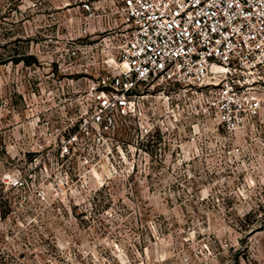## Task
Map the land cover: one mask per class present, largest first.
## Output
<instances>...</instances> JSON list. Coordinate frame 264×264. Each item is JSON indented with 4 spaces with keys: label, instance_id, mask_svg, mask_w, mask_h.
<instances>
[{
    "label": "rangeland",
    "instance_id": "374dc122",
    "mask_svg": "<svg viewBox=\"0 0 264 264\" xmlns=\"http://www.w3.org/2000/svg\"><path fill=\"white\" fill-rule=\"evenodd\" d=\"M76 2L0 0V183L79 116L84 80L55 60ZM196 131L173 152L149 141L127 182L48 183L29 209L32 264H264V108L254 125Z\"/></svg>",
    "mask_w": 264,
    "mask_h": 264
},
{
    "label": "built area",
    "instance_id": "2783aa9c",
    "mask_svg": "<svg viewBox=\"0 0 264 264\" xmlns=\"http://www.w3.org/2000/svg\"><path fill=\"white\" fill-rule=\"evenodd\" d=\"M76 5L55 60L84 80L79 116L53 143L24 152L0 183V264H32L29 209L48 200V183L127 182L139 155L152 156L149 141L163 144L157 151L172 141L173 152L176 141L200 139L199 124L233 132L264 108V0Z\"/></svg>",
    "mask_w": 264,
    "mask_h": 264
},
{
    "label": "trees",
    "instance_id": "16d2710c",
    "mask_svg": "<svg viewBox=\"0 0 264 264\" xmlns=\"http://www.w3.org/2000/svg\"><path fill=\"white\" fill-rule=\"evenodd\" d=\"M24 61H25V62H29L28 56H26V57L24 58Z\"/></svg>",
    "mask_w": 264,
    "mask_h": 264
}]
</instances>
